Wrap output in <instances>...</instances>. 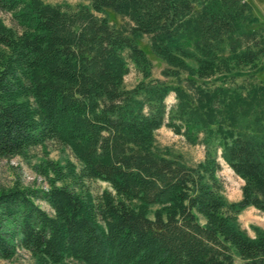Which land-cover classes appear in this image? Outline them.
<instances>
[{"label": "trees", "instance_id": "16d2710c", "mask_svg": "<svg viewBox=\"0 0 264 264\" xmlns=\"http://www.w3.org/2000/svg\"><path fill=\"white\" fill-rule=\"evenodd\" d=\"M84 1L0 0L13 24L0 18V158L54 141L74 159L35 165L46 188H0V260L24 250L34 264H264V231L251 238L237 222L247 207L264 215V87L239 104L202 81L254 72L264 58V29L247 3ZM105 9L129 28L94 15ZM141 36L163 76L201 80L187 81L190 94L150 78ZM129 63L142 80L125 89ZM170 91L176 103L166 108ZM161 126L201 144L202 160L157 154ZM218 159L242 182L237 202L224 198ZM89 181L108 188L93 195Z\"/></svg>", "mask_w": 264, "mask_h": 264}, {"label": "rangeland", "instance_id": "374dc122", "mask_svg": "<svg viewBox=\"0 0 264 264\" xmlns=\"http://www.w3.org/2000/svg\"><path fill=\"white\" fill-rule=\"evenodd\" d=\"M44 4L59 5L61 7H71L82 4L87 5L84 0H41ZM250 9V14L254 16L258 23L264 29V0H244ZM98 18H104L109 25L114 28L125 30L130 24L126 18L114 14L112 11L105 9L101 13H94ZM0 18L7 26H13L9 17L0 14ZM137 47L145 55L150 62V78L157 79L171 88L181 89L184 93L190 94V89L187 81L192 80L195 84L201 82L196 79L194 74L189 71L178 72L175 76H163L161 71L166 68L163 61L157 58L151 51L147 37L141 36L135 40ZM186 64L194 68V63L190 60H185ZM142 80L133 66L129 63L128 74L123 78V86L125 89H130L138 81ZM202 81L208 84L211 91L216 92L219 89H227L229 94L238 101L239 104H244L245 98L252 88L258 89L264 87V58L257 62L254 72H247V69H230L223 76L213 75ZM176 100L173 92H168L164 99L166 108L174 105ZM218 116L224 123L226 120L225 110H219ZM262 114V113H261ZM263 124V123H262ZM224 127H229L224 124ZM153 148L157 154L168 158L177 160L184 166H193L200 162L203 158V147L199 143H189L181 135H175L169 128L161 126L152 133ZM201 135L198 136V139ZM49 160L52 162L62 163L64 160L74 162V159L67 148H62L54 141L44 143L43 148L36 147L29 149L24 157H7L0 158V188L5 189L11 187L15 182L22 187L46 188L45 180L37 175L34 171L35 165L42 160ZM220 170L217 176L222 182L223 195L227 202H237L240 199V186L242 182L237 178L227 166L220 160ZM90 192L93 195L99 194L102 190L107 189L105 183L99 181H89L86 183ZM40 207L49 212V209L40 204ZM239 227L244 230L248 237L254 236L253 229L264 231V215L259 214L253 208L247 207L242 210L237 216ZM0 264H34L28 252L18 250L17 253L8 261L0 260Z\"/></svg>", "mask_w": 264, "mask_h": 264}]
</instances>
